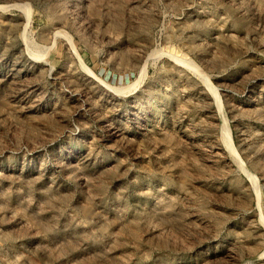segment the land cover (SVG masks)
<instances>
[{
	"label": "rangeland",
	"instance_id": "374dc122",
	"mask_svg": "<svg viewBox=\"0 0 264 264\" xmlns=\"http://www.w3.org/2000/svg\"><path fill=\"white\" fill-rule=\"evenodd\" d=\"M0 264H264V0H0Z\"/></svg>",
	"mask_w": 264,
	"mask_h": 264
},
{
	"label": "bare ground",
	"instance_id": "6f19581e",
	"mask_svg": "<svg viewBox=\"0 0 264 264\" xmlns=\"http://www.w3.org/2000/svg\"><path fill=\"white\" fill-rule=\"evenodd\" d=\"M225 137V136H224ZM227 141H228V143H227V147L232 151V152H234V148L232 147V145L230 144V134L228 133V135H226V138H225Z\"/></svg>",
	"mask_w": 264,
	"mask_h": 264
}]
</instances>
